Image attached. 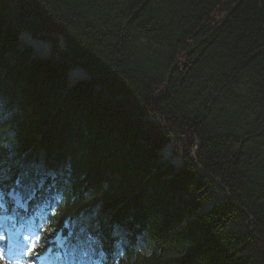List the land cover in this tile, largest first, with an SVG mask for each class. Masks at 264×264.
Here are the masks:
<instances>
[{
	"label": "trees",
	"instance_id": "1",
	"mask_svg": "<svg viewBox=\"0 0 264 264\" xmlns=\"http://www.w3.org/2000/svg\"><path fill=\"white\" fill-rule=\"evenodd\" d=\"M49 171L42 247L264 264V0H0V190Z\"/></svg>",
	"mask_w": 264,
	"mask_h": 264
},
{
	"label": "snow or ice",
	"instance_id": "2",
	"mask_svg": "<svg viewBox=\"0 0 264 264\" xmlns=\"http://www.w3.org/2000/svg\"><path fill=\"white\" fill-rule=\"evenodd\" d=\"M41 243V239L39 236L35 238V240L30 244V246L27 249V252L29 255H35L36 254V248Z\"/></svg>",
	"mask_w": 264,
	"mask_h": 264
},
{
	"label": "rangeland",
	"instance_id": "3",
	"mask_svg": "<svg viewBox=\"0 0 264 264\" xmlns=\"http://www.w3.org/2000/svg\"><path fill=\"white\" fill-rule=\"evenodd\" d=\"M45 191H46V190H45ZM13 198L16 199V198H17V195H14ZM20 205H21L22 207L25 206L24 203H21ZM63 226H64V227L68 226L67 221H64V222H63ZM54 237H55V239H54ZM54 237H53L54 240L51 239L50 241H53V242L55 243V245L57 246V242L59 241V236H56V235H55ZM32 239H33V237H31V238H26L27 241H31ZM57 259H58V255H56V260H57Z\"/></svg>",
	"mask_w": 264,
	"mask_h": 264
},
{
	"label": "bare ground",
	"instance_id": "4",
	"mask_svg": "<svg viewBox=\"0 0 264 264\" xmlns=\"http://www.w3.org/2000/svg\"><path fill=\"white\" fill-rule=\"evenodd\" d=\"M44 193H45V190H44Z\"/></svg>",
	"mask_w": 264,
	"mask_h": 264
}]
</instances>
